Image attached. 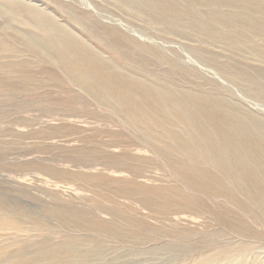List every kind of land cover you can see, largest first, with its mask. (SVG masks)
Returning a JSON list of instances; mask_svg holds the SVG:
<instances>
[{
    "label": "rangeland",
    "instance_id": "obj_1",
    "mask_svg": "<svg viewBox=\"0 0 264 264\" xmlns=\"http://www.w3.org/2000/svg\"><path fill=\"white\" fill-rule=\"evenodd\" d=\"M17 1L23 5L17 8L9 0L2 3L18 13L0 15V264H202L206 256H217L225 249L234 264V260L241 264L247 258V264L254 259L262 261L264 236L259 231L264 232V225L255 219V203L225 179L220 165L201 163L202 166L187 156L185 143L195 141L200 144L199 149L209 154L212 142L199 139L202 136L197 121L186 122L174 111L191 104L187 118L197 120L203 111L224 118L230 125L234 119L241 120V128L232 124L239 131L233 128L229 137L216 140L221 146L220 157L213 152L207 155L224 160L226 154L224 161L229 162L230 173L235 178H239L236 176L239 173L231 164L236 155L264 158V124L251 131L244 129L254 118L255 122L256 119L264 122V26L256 30L236 24L227 28L228 23L223 20L209 18V13L216 9L232 12L231 17L237 11L236 14L246 12L254 19L264 20V11L256 7L250 11L201 5L202 9L197 4H184L186 0H176L182 7L196 12L185 18L190 30V26H179L181 23L175 28L168 26L173 21L162 19L158 11L136 3L137 0ZM28 3L47 10L60 27L74 32L77 39L96 48L122 72L127 70L130 77L174 89L181 106L171 110L161 105L153 116L143 106L146 113L137 114L132 102L123 104L116 96L106 93L103 85L92 92L79 86L53 57L52 50L47 51L29 39L30 34L37 35L40 30L28 14ZM111 26L136 37L148 49L140 50L134 43L124 42V49L129 47L133 52L124 50L122 41L112 37ZM212 28L222 32L240 31L244 42H230L220 34L217 37ZM213 36L217 37L216 41ZM16 73H25L26 79ZM198 95L203 98L201 105L194 103ZM135 97L138 101L142 99ZM244 109L250 112L245 114ZM206 126L215 125L206 123ZM199 171L203 174L198 175ZM213 181L218 182L212 184ZM181 193L182 199L178 196ZM185 197L189 202L185 203ZM196 202L197 205H191ZM222 262L229 264L227 260Z\"/></svg>",
    "mask_w": 264,
    "mask_h": 264
},
{
    "label": "bare ground",
    "instance_id": "obj_2",
    "mask_svg": "<svg viewBox=\"0 0 264 264\" xmlns=\"http://www.w3.org/2000/svg\"><path fill=\"white\" fill-rule=\"evenodd\" d=\"M4 0H0V15H3V16H7V15H10V14H12L13 12L15 13V11H14V9H13V7L11 6V8H9L8 6H4V4L2 3ZM9 1H12L13 3H16V4H13L14 6H17V8H18V6H19V4H22L21 2H18L17 0H9ZM23 1V0H22ZM185 1V0H184ZM6 2V1H5ZM122 2V1H121ZM133 2H135V1H133ZM186 2H189L190 4H192V5H194V4H197V5H199V6H201V5H205L206 6V8L207 7H214V6H218V7H224L225 8V6L226 7H229V6H231V8L232 7H234L235 9L237 8V9H239V10H243V9H248V10H252V11H255V7H256V9L258 8V9H260L259 11H264V4H262V6H260V5H258V2H261V3H264V0H186L185 2H184V4H187ZM30 3V2H29ZM27 4V11H28V14L30 13V15H31V17H32V19H34V21H35V23H36V26H38V28H39V30H40V33L39 34H37V35H32V34H30L28 37H29V39L31 40V41H33L34 43H36L37 45H39L40 47H42V48H44L45 50H47V51H50L51 52V50L53 51V57L57 60V62H59V64L61 65V66H63L66 70H67V74L69 73V75L70 76H72V77H74L73 79H75L74 81H75V83H76V81H77V84L78 83H80L79 84V86L80 85H82V86H84L85 88H87L88 90H90L91 92L92 91H94L95 89H98V87L99 86H104L103 88L105 89L104 91L106 92V93H111L112 95H114V96H116L118 99H120L121 101H122V103L123 104H125V105H130V103L132 102V104L131 105H134V107L136 108V109H138L137 111H136V113L137 114H139V113H146V111L143 109V106H146L147 108L146 109H149L150 111H148V112H150L149 114L150 115H152L153 116V114L155 113V112H157V111H159V109L161 108V105H163V106H166V107H168V108H170L171 110H176L175 108H177V106H181V104L182 103H178L179 102V97H178V95L176 94L177 92L176 91H174V89H171V88H168L167 86H162V85H156V84H154V83H147V82H143L144 80H142V79H140L139 77H130L129 75H128V73L126 72V71H123V72H125V73H123L121 70H120V68H118V66L117 65H112V60L110 61V60H108V59H105V58H103L102 57V54L101 53H99V52H97L95 49H93L92 47H90L89 45H87L86 43H84V42H82L81 40H79V39H77V37L76 36H74L72 33H74V32H68L67 31V29H66V31L63 29V27H60L59 26V24H58V22L57 21H55V19H53L52 18V16L50 15V14H48L46 11L47 10H43V9H41V8H39L36 4H33V5H35V6H33V5H30V4ZM123 3V2H122ZM136 3H140V5H144L145 7H148V8H150V9H152V11H158L159 12V14H160V16L162 17V19L164 18V19H169V20H171V21H173L171 24L172 25H168V26H170V27H172V28H175L174 26L175 25H178L179 23H181V24H179V26L181 25H183L182 27H184V26H190V30H191V25H189V22L187 23L185 20V18L187 17V16H191L192 14H194V13H196L193 9H191V8H189V6H188V8L189 9H186L187 8V6L184 8V6L185 5H183V7H182V5H180L176 0H137V2ZM3 4V5H2ZM127 4V3H126ZM135 4V3H134ZM133 4V5H134ZM183 4V3H182ZM10 5H12V4H10ZM23 5V4H22ZM25 5V4H24ZM129 5L131 6V3H129ZM187 5H189V4H187ZM248 5V6H247ZM258 5V6H257ZM22 7V6H21ZM23 7H25V6H23ZM22 7V8H23ZM132 7V6H131ZM140 7V6H139ZM218 7H217V9H218ZM16 8V9H17ZM70 8V7H69ZM201 8H202V6H201ZM26 9V8H25ZM72 9V8H71ZM196 9V8H195ZM203 9V8H202ZM220 9V8H219ZM218 9V10H219ZM257 9V10H258ZM18 10V9H17ZM20 10V9H19ZM73 10V9H72ZM72 10H71V12H72ZM96 10V9H95ZM76 11V10H75ZM88 11V10H87ZM196 11H199V10H196ZM223 11V10H222ZM225 11V10H224ZM224 11L223 12H219V11H216V9L214 10V11H212V12H210L209 13V15H210V19H211V16H212V18L214 19V20H223L222 22H225V23H228V26H227V28L228 27H231L232 26V28H234L233 26L236 24V25H238V26H244L245 28H248V29H254V30H256V27H258V26H264V20H258V18L257 19H254L253 17H251L250 15H248V14H246V12L245 13H238V14H236L237 13V11H236V13L234 14V16L233 17H231V15H233L232 14V12H231V14H229V13H224ZM25 12V11H24ZM77 12H79V11H77ZM76 12V13H77ZM81 12H83V11H81ZM88 12H90V11H88ZM235 12V11H234ZM243 12V11H242ZM16 13H18V11L16 12ZM15 13V14H16ZM22 13V12H21ZM20 13V14H21ZM83 13H85V11L83 12ZM83 13H81V15L80 16H84V15H82ZM87 13V12H86ZM94 13V12H93ZM143 13V12H142ZM249 13V12H248ZM263 13V12H262ZM20 14H18V15H20ZM23 14V13H22ZM79 14V13H78ZM87 14H89V13H87ZM87 14L85 15V17L87 16ZM91 14V13H90ZM89 14V17L91 16ZM153 14V13H152ZM156 14H157V12H156ZM201 14H202V12H201ZM158 15V14H157ZM208 15V16H209ZM263 15V14H262ZM21 16V15H20ZM25 16H26V14H25ZM77 16V15H76ZM79 16V17H80ZM95 16H96V14H95ZM194 16H197V15H194ZM194 16H193V18H194ZM198 16H200L199 14H198ZM197 16V17H198ZM204 16H206V14L205 15H203V17ZM264 16V15H263ZM11 17V16H10ZM17 17V16H16ZM22 17V16H21ZM203 17H199L200 19L202 18L203 19ZM255 17V16H254ZM5 18V17H4ZM12 18V17H11ZM19 18V17H18ZM17 18V19H18ZM97 18V17H96ZM95 18V19H96ZM191 18V17H190ZM192 18V19H193ZM198 18V19H199ZM208 18V17H207ZM2 19V18H1ZM6 19V18H5ZM16 19V18H15ZM91 19H94L93 17L91 18ZM156 19V18H155ZM201 19V20H202ZM213 19H211V20H213ZM22 20V19H21ZM30 20H31V18H30ZM97 20H98V18H97ZM106 20V19H105ZM200 20V21H201ZM204 20V19H203ZM202 20V21H203ZM29 21V20H28ZM88 21H89V19H88ZM98 21H100V20H98ZM188 21V20H187ZM199 21V20H198ZM206 21H208V20H206ZM7 22V21H6ZM10 22V21H9ZM108 22V21H107ZM186 22V23H185ZM205 22V21H204ZM211 21H209V22H207V23H210ZM213 22V21H212ZM22 23V22H21ZM31 23V22H30ZM111 23V22H110ZM175 23H177V24H175ZM218 23V22H217ZM26 24V23H25ZM32 24V23H31ZM109 24V23H108ZM160 24V23H159ZM201 24H204V23H202L201 22ZM215 24V23H214ZM62 25V24H61ZM208 25V24H207ZM213 25V24H212ZM211 25V26H212ZM217 25V24H216ZM225 25H227V24H225ZM64 26V25H63ZM209 26V25H208ZM211 26L209 27V28H211ZM240 26V27H241ZM66 27V26H65ZM118 27V26H117ZM165 27V26H164ZM170 27H166V28H170ZM178 27V26H177ZM201 28H202V26H200ZM206 27V26H205ZM204 26H203V28H205ZM213 27V26H212ZM220 27H223V25L222 26H220ZM103 28V27H102ZM163 28V27H162ZM165 28V29H166ZM226 28V27H225ZM237 28V27H236ZM260 28H262V27H260ZM194 30H195V32H196V30L197 29H195V28H193ZM192 29V31H194ZM213 29V33L214 34H216V36L218 37V34H220L222 37H224L225 39H227V40H229L230 42L232 41H238L237 43L239 44V43H242V41L244 42V39H245V37H243V33H239L238 31L236 32V31H234V32H230V31H228V32H222L221 30L220 31H218L217 29H214V28H212ZM242 29V28H241ZM263 29V28H262ZM85 30V29H84ZM110 32H111V35H112V37L115 39V40H120V41H122V48L124 49V42L125 43H134L136 46H138V48L140 49V50H147L148 48H147V46H145L144 45V43L142 44V43H140L138 40H136L135 38H133L132 37V35H126V34H124L122 31H120L118 28H116V27H114V26H111L110 27ZM168 30V29H167ZM172 30V29H171ZM174 30H176V29H174ZM187 30V29H186ZM185 30V31H186ZM190 30H188V31H190ZM202 30V29H201ZM225 30V29H224ZM235 30V29H234ZM135 31V30H134ZM185 31H184V33H185ZM192 31H190V33L192 32ZM198 31H200V29L198 30ZM207 30H205V32H206ZM211 31V30H210ZM232 31V30H231ZM250 31V30H249ZM87 32V31H86ZM170 32V31H169ZM173 32V31H172ZM181 32V31H180ZM244 32V31H243ZM253 32V31H252ZM183 32H181V34H182ZM193 34H194V32H192ZM198 33V32H197ZM207 33H208V31H207ZM206 33V34H207ZM188 34V33H187ZM192 34V35H193ZM202 34V33H201ZM213 34V35H214ZM79 35V34H78ZM176 35H177V33H176ZM245 35V34H244ZM197 36V35H196ZM211 36V35H210ZM215 36V35H214ZM213 36V37H214ZM262 36V35H261ZM194 37V36H193ZM202 37V36H201ZM212 37V38H213ZM217 37H214L215 39V41L217 40L216 38ZM102 38V37H101ZM100 38V39H101ZM111 38V37H110ZM203 38H204V36H203ZM202 38V39H203ZM208 38V37H207ZM206 38V39H207ZM211 38V39H212ZM99 39V40H100ZM219 39V38H218ZM220 39H221V37H220ZM6 40V39H5ZM8 40V39H7ZM224 40V39H223ZM226 40V41H227ZM102 41V40H101ZM141 41V40H140ZM207 41V40H206ZM219 41V40H218ZM221 41V40H220ZM246 41V40H245ZM253 41V40H252ZM252 41H251V43H252ZM7 42V41H6ZM209 42H212L211 40L209 41ZM214 42V41H213ZM228 42V41H227ZM247 42V41H246ZM260 42V41H259ZM262 42V41H261ZM104 43V42H103ZM234 43H236V42H234ZM248 43V42H247ZM251 43H250V45H251ZM11 44H13V43H11ZM115 44V43H114ZM214 44H215V42H214ZM249 44V43H248ZM260 44H263V43H260ZM132 45V44H131ZM245 45H246V43H245ZM249 45V46H250ZM1 46H2V44H1ZM0 46V47H1ZM133 46V45H132ZM136 46H134V47H136ZM252 46H253V43H252ZM261 46V45H260ZM263 46H264V44H263ZM9 47V46H8ZM234 47V46H233ZM243 47V46H242ZM247 47V46H246ZM10 49L12 48V47H9ZM16 49H17V46L15 47ZM108 48V47H107ZM115 48V47H114ZM119 48V47H118ZM239 48H240V46H239ZM259 48H261V47H259ZM263 48V47H262ZM121 49V48H120ZM129 47H125V49L124 50H128V52H129ZM151 49V48H150ZM249 49H250V47H249ZM118 50V49H117ZM122 50V49H121ZM14 51V50H13ZM130 51H131V53L133 52L131 49H130ZM255 51V50H254ZM1 53V52H0ZM5 53V52H4ZM17 53V52H16ZM143 53V52H142ZM34 54V53H33ZM32 54V55H33ZM159 55H161V53H158ZM156 55H157V53H156ZM261 55V54H260ZM264 55V54H263ZM18 56V55H17ZM114 56V55H113ZM125 56V55H124ZM144 56V55H143ZM149 56V55H148ZM162 58H166V56L162 53ZM262 56V55H261ZM105 57V56H104ZM137 57V56H136ZM153 57V56H152ZM151 57V58H152ZM256 57V56H255ZM16 58V57H15ZM115 58V57H114ZM119 58V57H118ZM140 58V57H139ZM193 59V58H192ZM191 59V60H192ZM33 60V58H31V60H30V62ZM140 60V59H139ZM135 61V60H134ZM25 62V64H26V61H24ZM150 62V61H149ZM13 63V62H12ZM37 63V62H36ZM24 64V66H26ZM162 63H160V65H161ZM13 65V64H12ZM39 65V64H38ZM59 65V66H60ZM149 65V64H148ZM157 65V64H156ZM17 66L18 65H16V68H17ZM23 66V67H24ZM131 66V65H130ZM36 67V66H35ZM159 67V66H158ZM157 67V68H158ZM171 67V66H170ZM6 68V67H5ZM11 68V70L12 69H14V68H12V67H10ZM60 68V67H59ZM133 68V67H132ZM149 68V67H148ZM154 68H156V67H154ZM160 68V67H159ZM124 69V68H123ZM145 69V68H144ZM3 70V69H2ZM4 70H6V69H4ZM15 70V69H14ZM135 70V69H134ZM133 70V71H134ZM139 70V69H138ZM147 70V69H146ZM16 71H17V69H16ZM63 71V70H62ZM158 71V70H157ZM156 71V72H157ZM173 71V70H172ZM260 71V70H259ZM135 72V71H134ZM147 72V71H146ZM181 72V71H180ZM188 72V71H187ZM5 73V72H4ZM22 73V72H21ZM21 73H16V74H21ZM127 73V74H126ZM140 73V72H139ZM191 73V72H190ZM25 74V73H24ZM24 74H21L22 75V78H23V75ZM224 74V73H223ZM21 75H19V76H21ZM135 75V74H134ZM28 76V75H27ZM30 76V75H29ZM61 76V75H60ZM70 76H68V78L70 77ZM181 76V75H180ZM183 76V75H182ZM263 76V75H262ZM31 77H32V75H31ZM31 77H29V78H31ZM147 77H149V76H147ZM184 77V76H183ZM189 77V76H188ZM199 77V76H198ZM20 78V77H19ZM37 78V77H36ZM39 78V77H38ZM52 78V77H51ZM149 78H151V77H149ZM154 78H156V77H154ZM153 78V79H154ZM242 78V77H241ZM16 79H18V77L16 78ZM26 78L24 77L23 78V80H25ZM34 79H35V77H34ZM44 79V78H43ZM158 79V78H157ZM161 79V78H160ZM243 79V78H242ZM245 79V78H244ZM6 80V79H5ZM8 80V79H7ZM6 80V81H7ZM31 80V79H30ZM36 80V79H35ZM41 80H42V78H41ZM70 80H72V79H70ZM156 80V79H155ZM2 81H3V79H2ZM1 81V82H2ZM34 81V80H33ZM40 81V80H39ZM49 81V80H48ZM53 81V80H52ZM148 81H149V79H148ZM157 81V80H156ZM195 81V80H194ZM24 82V81H23ZM37 82V81H36ZM44 82H45V80H44ZM49 82H51V81H49ZM73 82V81H72ZM71 82V83H72ZM152 82H153V80H152ZM164 82V81H163ZM199 82V81H198ZM20 83H22V82H20ZM33 83V82H32ZM35 83V82H34ZM57 83H58V81H57ZM248 83V82H247ZM18 84H19V82H18ZM24 84V83H23ZM30 84V83H29ZM28 84V86H33V85H29ZM36 84V83H35ZM34 84V85H35ZM52 84H54V83H52ZM77 84H75V85H77ZM168 84H169V82H168ZM172 84H174V83H172ZM10 85V84H9ZM27 85V84H26ZM43 85V84H42ZM47 85V84H46ZM171 85V84H170ZM175 85V84H174ZM16 86V85H15ZM20 86V85H19ZM27 86V87H28ZM241 86V85H240ZM17 87V86H16ZM20 87H22V86H20ZM78 87V86H77ZM26 88V87H25ZM57 88V87H56ZM79 88V87H78ZM177 88V87H176ZM27 89V88H26ZM35 89H37V88H35ZM83 89L84 88H82V91H83ZM29 90V89H28ZM32 90V89H31ZM85 90V89H84ZM25 91V90H24ZM24 91H22V92H24ZM33 91V90H32ZM89 91V92H90ZM29 92V91H28ZM191 92V91H190ZM94 93V92H93ZM104 93V92H103ZM98 94V93H97ZM89 95L91 96V94L89 93ZM96 95V94H95ZM141 96V101L139 100H137L136 99V97L135 96ZM187 95V94H186ZM186 95H184V96H186ZM206 95V94H205ZM102 96V95H101ZM180 96H182V95H180ZM104 97H106V96H104ZM207 97H209L210 98V96H207ZM100 98V97H99ZM116 98V99H117ZM212 98V97H211ZM210 98V99H211ZM227 98V97H226ZM115 99V98H114ZM115 99V100H116ZM215 99V98H214ZM224 99V98H223ZM111 100V99H110ZM119 100V101H120ZM186 100V99H185ZM98 101V100H97ZM108 101H109V99H108ZM181 101V100H180ZM188 101V100H187ZM205 101V100H204ZM214 101H217V99H215ZM229 101H231L230 99H229ZM228 101V102H229ZM109 102H111V101H109ZM113 102V101H112ZM190 101H188V103H189ZM225 102H227V101H225ZM224 102V103H225ZM105 103V102H104ZM114 103V102H113ZM117 103V102H116ZM191 103V102H190ZM189 103V104H190ZM196 105H201L202 103H203V98L201 97V95L199 96H197L196 98H195V102H194ZM208 103V102H207ZM220 103V102H219ZM223 103V102H222ZM223 103V104H224ZM230 103V102H229ZM231 103H233V102H231ZM230 103V104H231ZM101 104V103H100ZM108 104V103H107ZM106 104V105H107ZM102 105V104H101ZM105 105V104H104ZM207 105V104H206ZM111 106V105H110ZM112 106H114V104L112 105ZM210 106V105H209ZM221 106V105H220ZM237 106H240V103H239V105H237ZM116 107H118V106H116ZM190 107H193V106H191V104L190 105H184L183 106V108H181L180 107V109L181 110H183V112L181 111V110H176V111H174V112H176V113H178L177 115H180L179 117L180 118H182V119H185V121L187 122H193V121H197V123H198V132L200 133V135L202 136V137H199V139L200 138H204V139H207V141L208 140H211V142H212V144L210 145L211 147V150L209 151V154H210V152H211V154H210V156L212 155V152L214 153V155L215 154H218V157H220L219 155H220V153H222V152H219L220 151V149H219V147H221V146H219L220 145V143L218 142V141H216V140H219V139H221L222 137L224 138H227V136L229 137V135L231 134V130H233V128H236V127H234V125H236V126H242V124H241V120L239 121L238 119H234V118H232V117H229V118H231V119H234V121H233V123H231V125L227 122V121H225L224 120V118H220V117H218L217 115V117H215L214 115H208L207 113H205V112H203L202 111V113L200 114V117H198L197 118V120H196V118H194V119H191V118H187L186 116L187 115H189V113H187V111L189 112V110H191L192 108H190ZM229 107H232V106H229ZM234 108L236 107V106H233ZM242 107V106H241ZM111 108V107H110ZM124 108V107H123ZM122 108V109H123ZM145 108V107H144ZM233 108V109H234ZM238 108V107H237ZM237 108H236V110H237ZM246 108V107H245ZM163 109H164V107H163ZM179 109V108H178ZM193 109H195V108H193ZM205 109V108H204ZM124 110H125V108H124ZM123 110V111H124ZM129 110V109H128ZM143 110V111H142ZM209 110H210V108H209ZM236 110H235V112L234 113H236ZM241 110V109H240ZM245 110V109H244ZM114 111H115V109H114ZM168 111H169V109H168ZM196 111V110H195ZM166 112V111H165ZM180 112H182V113H180ZM228 112V111H227ZM238 112H240V111H238ZM243 112H245V114H246V112L247 113H249L248 112V110L246 111H243ZM164 113V112H163ZM194 113V112H193ZM226 113V112H225ZM230 113V112H229ZM186 114V115H185ZM195 114V113H194ZM237 114V113H236ZM144 115V114H143ZM164 115H165V113H164ZM167 115V114H166ZM231 114H229L228 116H230ZM234 115V114H233ZM244 115V114H243ZM248 115V114H247ZM251 115V114H250ZM146 116V115H145ZM144 116V117H145ZM235 116V115H234ZM233 116V117H234ZM238 116H240V115H238ZM148 117H150V116H148ZM147 117V118H148ZM155 117V116H154ZM156 117H158V116H156ZM155 117V118H156ZM179 117H177V120H178V118ZM252 117H254V116H252ZM169 118V117H168ZM241 118V117H240ZM239 118V119H240ZM244 118V117H243ZM246 118H247V116H246ZM249 118V117H248ZM124 119V118H123ZM149 119V118H148ZM150 119L151 120H153V117H150ZM176 119V118H175ZM227 119V118H226ZM250 119L251 118H249V121H250ZM259 119V118H258ZM142 120V119H141ZM157 120H158V118H157ZM160 120V119H159ZM247 121H248V119H246ZM252 120V119H251ZM148 121V120H147ZM245 121V120H244ZM144 122V121H143ZM162 122V121H161ZM212 122H214V123H212ZM246 122V121H245ZM244 122V123H245ZM253 122H255V118H254V120H252V121H250V124L249 125H246V127L244 128L245 129V131H251V130H254L255 129V127H259V126H261L260 124H264V122L263 123H260V120L259 121H257V119H256V122L255 123H253ZM259 122V123H258ZM137 123V122H136ZM139 123V122H138ZM165 123V122H164ZM182 123H184V122H182ZM195 123V122H194ZM206 123H210V124H213V125H215V126H212L211 128H209V127H207L206 126ZM166 124V123H165ZM188 124V123H187ZM232 124H234L233 126H232ZM141 125V124H140ZM170 125V124H169ZM182 125V124H181ZM184 125V124H183ZM208 125V124H207ZM217 125V126H216ZM137 126H138V124H137ZM143 126V125H142ZM154 126V125H153ZM166 126V125H165ZM254 126V127H253ZM264 126V125H263ZM145 127V126H144ZM171 127H172V125H171ZM167 128H168V125H167ZM181 128H182V126H181ZM186 128V127H185ZM241 128V127H240ZM243 128V127H242ZM264 128V127H263ZM172 129V128H171ZM244 129H241L242 130V132H243V130ZM170 130V129H169ZM173 131L174 130H176V128L175 129H172ZM171 130V131H172ZM179 130V129H178ZM191 130V129H190ZM236 130H238L239 131V129H237L236 128ZM177 131V130H176ZM152 132V131H151ZM179 132V131H178ZM184 132V131H183ZM195 132V131H194ZM234 132H236L235 130H234ZM234 132H232V133H234ZM154 133V132H153ZM190 133V132H189ZM229 133V134H228ZM240 133V132H239ZM238 133V134H239ZM178 134V133H177ZM242 134V133H241ZM240 134V135H241ZM158 135V134H157ZM183 135V134H182ZM185 135H186V132H185ZM197 135V134H196ZM199 135V136H200ZM262 135V134H261ZM154 136V135H153ZM156 136V135H155ZM246 136H248V135H246ZM251 136V135H250ZM157 137V136H156ZM186 137V136H185ZM188 137V136H187ZM162 138V137H161ZM164 139V138H163ZM187 139V138H186ZM193 139L195 140L196 138H195V136L193 137ZM251 139H252V137H251ZM261 139H262V137H261ZM263 139H264V137H263ZM200 140H202V139H200ZM199 140V141H200ZM230 140V139H229ZM242 140V139H241ZM244 140H245V135H244ZM260 140V139H259ZM152 141H154V140H152ZM165 141V140H164ZM220 141V140H219ZM251 141V140H250ZM253 141H254V139L252 140V143H253ZM263 141V140H262ZM163 142V141H162ZM232 142V141H231ZM238 142V141H237ZM237 142L235 141V143L237 144ZM170 143H171V141H170ZM178 143H180V142H178ZM197 143H198V141H197ZM242 143V142H241ZM250 143V142H249ZM261 143V142H260ZM181 144H183V143H181ZM232 144V146L233 145H236V144H234V143H231ZM197 145H199V146H197ZM203 145V144H202ZM201 145V146H202ZM226 145V144H225ZM243 145H245L246 146V144H243ZM163 146V145H162ZM205 146V145H204ZM241 146V145H240ZM264 146V145H263ZM198 147H200V144L198 143V144H196V142L195 141H193V142H191V143H185L184 144V149H185V152H186V154H187V156L189 157V158H192V159H194L195 161H197V162H200V164L201 163H203L204 165H206V164H208V163H215V164H217V165H220L222 168H224L223 170H224V176H225V179L229 182V183H231V184H233L235 187H237L236 188V190L239 192V193H241L242 195H246V197L249 199V201H253L255 204V207H256V211L255 212H253V213H255V219L256 220H260L261 221V223H262V225H264V158H250V159H248L249 157H242V156H240V157H236L235 156V159L232 161V164L231 165H234V167L236 166V169L238 170V173H239V175H237L236 174V172H237V170H235L236 172H235V174H236V176H238L239 178L237 179V178H235V176H233L230 172H231V170H230V164L228 165V161H224L225 159H226V154H225V158H224V160H222V159H220V158H218L217 156L216 157H210V156H207V155H209V154H206V153H204V150H201V149H199ZM225 148H226V146H224ZM249 147V146H248ZM164 148V147H163ZM176 148V147H175ZM206 148V147H205ZM204 148V149H205ZM209 148V149H210ZM237 148H239V147H237ZM250 148V147H249ZM253 148H254V146H253ZM259 148V147H258ZM183 149V150H184ZM236 149V148H235ZM251 149V148H250ZM263 149V148H262ZM167 150V149H166ZM169 150V149H168ZM168 150H167V152H168ZM171 150V149H170ZM181 150V149H180ZM222 151H223V148L221 149ZM225 150V149H224ZM160 151V150H159ZM249 151V150H248ZM259 151V150H258ZM183 152V151H182ZM182 152H180V154L182 153ZM184 152V153H185ZM227 152V151H226ZM234 152V151H233ZM224 153V152H223ZM206 154V155H205ZM168 155V154H167ZM205 155V156H204ZM250 155V154H249ZM171 156V155H170ZM173 156H175V155H173ZM172 156V157H173ZM181 156H182V154H181ZM203 156V157H202ZM207 156V157H206ZM239 156V155H238ZM202 157V158H201ZM205 157V158H204ZM232 157V156H231ZM264 157V156H263ZM181 158H184L183 156L181 157ZM180 158V159H181ZM200 158V159H199ZM185 159H187V157L185 158ZM231 159V158H230ZM232 160V159H231ZM181 161H183V160H181ZM194 161V162H195ZM184 162V161H183ZM188 162V161H187ZM194 162H193V164H194ZM214 164V165H215ZM190 165H192V164H190ZM202 165V164H201ZM204 165H202V166H204ZM201 166V167H202ZM183 167H184V165H183ZM186 167V166H185ZM192 167V166H191ZM190 167V168H191ZM198 167V166H197ZM201 167H199L200 169H201ZM210 167V166H209ZM233 167V166H232ZM171 168H173V167H171ZM188 169V170H191V169ZM193 168V167H192ZM213 168V167H212ZM220 168V167H219ZM218 168V169H219ZM181 169V168H180ZM199 169V170H200ZM198 170V169H197ZM196 170V171H197ZM182 171V170H181ZM184 171V170H183ZM194 171V170H193ZM201 171V170H200ZM198 172V175H200L199 173H201V172ZM204 171V170H203ZM211 171V170H210ZM234 171V170H233ZM207 172V171H206ZM205 172V173H206ZM216 172H217V170H216ZM182 173V172H181ZM186 173H188V172H186ZM193 174H195V173H193ZM203 173H201V175H202ZM207 174V173H206ZM209 174V173H208ZM212 174V173H211ZM219 174V173H218ZM223 174V173H222ZM197 176V175H196ZM195 176V177H196ZM194 177V178H195ZM198 177V176H197ZM202 177V176H201ZM205 177V176H204ZM207 177H208V175H207ZM219 177V176H218ZM185 178V177H184ZM209 178V177H208ZM207 178V179H208ZM187 179V178H186ZM189 179V178H188ZM190 179H191V181L193 182L194 181V179H193V177H190ZM199 179H201V178H199ZM203 179V178H202ZM206 179V178H205ZM224 179V180H225ZM196 180V179H195ZM218 180V179H217ZM224 180H222L223 182H224V184H226L225 182L226 181H224ZM202 181V180H201ZM208 181V180H207ZM221 181V180H220ZM219 181V182H220ZM237 181H238V184H236L237 183ZM190 182V181H189ZM199 182V181H198ZM198 182H196V183H198ZM209 182H211L210 180H209ZM215 182H218V181H215ZM214 181H213V183L212 184H214L215 183ZM186 183V182H185ZM205 183V182H204ZM210 185V186H213V185ZM223 184V185H224ZM195 185V184H194ZM200 185V184H199ZM202 185V184H201ZM204 185V191L206 192V187H205V184H203ZM220 185V184H219ZM222 185V184H221ZM223 185H222V187H223ZM216 187H218L217 185H215ZM192 187H194V186H192ZM196 187H197V185H196ZM225 187V186H224ZM229 187V186H228ZM195 188V187H194ZM208 188H210V187H208ZM207 188V189H208ZM220 188H221V186H220ZM227 188V187H226ZM231 188V187H230ZM179 189V188H178ZM197 189V188H196ZM201 189H203V188H201ZM214 189V188H213ZM212 189V190H213ZM153 190V189H152ZM173 190V189H172ZM181 190V189H180ZM209 190V189H208ZM228 190V189H227ZM227 190L225 189L224 190V192H226L227 193ZM176 191H177V188H176ZM183 191V190H182ZM199 191H201L200 189H199ZM235 191V190H234ZM158 192H160V190L158 191ZM158 192H157V194H158ZM214 192V191H213ZM213 192H211V194H213ZM154 193H156V192H154ZM173 193H175V191H173ZM210 193V192H209ZM223 193V192H222ZM234 193V192H233ZM176 194H177V192H176ZM175 194V195H176ZM184 194V193H183ZM186 194V193H185ZM208 194V193H207ZM163 195V194H162ZM178 196H180L179 198H181L182 197V193L180 194V195H178ZM212 196V195H211ZM218 196H220L219 194H218ZM182 198H184V197H182ZM181 198V199H182ZM195 198V197H194ZM169 199H171V198H169ZM185 199H186V197H185ZM190 199V198H189ZM226 199V198H225ZM184 200V199H183ZM242 200V199H241ZM182 201V200H181ZM186 201H188L187 199L185 200V203H186ZM192 201V200H191ZM197 201V200H196ZM238 201V200H237ZM189 202V201H188ZM193 202V201H192ZM217 203H219V202H217ZM190 204V203H189ZM193 204H195V205H197V202L196 203H192L191 205H193ZM204 204V203H203ZM242 204V203H241ZM186 205H188V203L186 204ZM222 205V204H221ZM244 205V204H243ZM190 206V205H189ZM203 206V205H202ZM206 206V205H205ZM225 207V206H224ZM223 207V208H224ZM220 208V207H219ZM247 208V207H246ZM245 208V209H246ZM252 208V207H251ZM191 209V208H190ZM214 210V209H213ZM232 211H233V209H232ZM249 212H251V210L249 209L248 210ZM247 211V212H248ZM212 212V211H211ZM220 212V211H219ZM201 213H202V211H201ZM215 214V213H214ZM220 214H222V212L220 213ZM218 216H219V214H217ZM221 218V217H220ZM227 218V217H226ZM223 220V219H222ZM221 220V221H222ZM227 220V219H226ZM232 220H234V219H232ZM236 221V220H235ZM227 223H228V221H226ZM229 222H232V221H229ZM237 222V221H236ZM223 223H224V225H225V218H224V221H223ZM227 223H226V225H227ZM232 224V223H231ZM237 224V223H236ZM235 224V225H236ZM230 225V224H229ZM239 225V224H238ZM233 226V225H232ZM231 226V227H232ZM237 226V225H236ZM241 226V225H240ZM253 226V225H252ZM226 227V226H225ZM244 227V226H243ZM255 227V226H254ZM228 228V227H227ZM230 228V227H229ZM233 228V227H232ZM241 228V227H240ZM242 229V228H241ZM245 229V228H244ZM251 228H249V230H250ZM248 230V229H247ZM255 230H256V228H255ZM254 230V234H258V232L256 233V231ZM240 231H242V230H240ZM244 231H246V230H244ZM232 232H233V229H232ZM231 233V232H230ZM242 233V232H241ZM250 233H251V231H250ZM249 233V234H250ZM253 234V235H254ZM248 235V234H247ZM259 235H261V236H264V232H260L259 231ZM233 237V236H232ZM250 237L251 238H253L251 235H250ZM246 238V237H245ZM206 239V238H205ZM232 240V239H231ZM226 241V240H225ZM248 241V240H247ZM259 241H260V239H259ZM264 241V240H263ZM243 242V241H242ZM244 242H246L245 240H244ZM249 242V241H248ZM166 243V242H165ZM241 243V242H240ZM254 243V242H253ZM264 243V242H263ZM167 244H168V242H167ZM175 245V244H174ZM251 245H252V242H251ZM261 245V244H260ZM240 246V245H239ZM247 246V245H246ZM232 248V247H231ZM154 249V248H153ZM222 249V248H221ZM171 250V249H170ZM169 250V251H170ZM166 251V250H165ZM225 251H228V250H226L225 249ZM225 251H224V253H221V254H218L217 256H206V258H204V260H203V262H202V264H213V263H216L217 262V264L219 263V264H221V262L222 261H229V264H234L233 262H232V260L230 259V255H228V253L226 254L225 253ZM243 251V250H242ZM222 252H223V250H222ZM244 253V252H243ZM259 255H257V257H258ZM238 258V257H237ZM246 259V258H245ZM239 260V259H238ZM258 260V259H257ZM257 260H251V264H264V258L262 259V261H257ZM235 262H236V264H240V261L238 262L237 260H234ZM248 261H249V259L247 258L246 260H243V261H241V264H247L248 263ZM223 263V262H222Z\"/></svg>",
    "mask_w": 264,
    "mask_h": 264
}]
</instances>
